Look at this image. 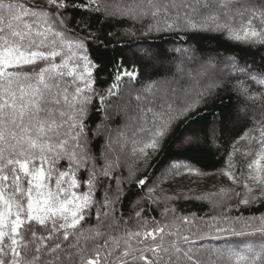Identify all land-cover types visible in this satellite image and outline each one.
<instances>
[{
    "label": "snow or ice",
    "instance_id": "1",
    "mask_svg": "<svg viewBox=\"0 0 264 264\" xmlns=\"http://www.w3.org/2000/svg\"><path fill=\"white\" fill-rule=\"evenodd\" d=\"M215 35L264 53V0H0V264H264V211L245 215L264 208V118L247 111L264 115V54L198 57ZM190 64L200 79L180 102ZM221 91L245 105L229 157L247 163L229 160L232 187L164 194L166 176L199 173L172 162L152 175L154 157ZM180 139L198 144L199 130Z\"/></svg>",
    "mask_w": 264,
    "mask_h": 264
},
{
    "label": "trees",
    "instance_id": "2",
    "mask_svg": "<svg viewBox=\"0 0 264 264\" xmlns=\"http://www.w3.org/2000/svg\"><path fill=\"white\" fill-rule=\"evenodd\" d=\"M157 43L167 48L171 46L188 47L191 42L182 44V42L174 41L172 37L166 36ZM114 47L119 48L121 45H114ZM132 47L135 46L131 43L125 46V63L128 65H131L134 59L133 55H129L127 52ZM200 48L202 51L198 52L197 55L203 58L216 57L217 55L221 57L239 56L247 60L248 63H252L253 60L259 63L260 55L264 54L259 53L257 47L231 42L219 35L201 41ZM177 59L178 55L176 54L175 60L177 61ZM168 67V61H165L164 67L155 65L145 70L141 66V73L142 76L152 75L153 78L158 79L159 74L167 73ZM110 71L111 68H109ZM126 92L129 98L132 97V90ZM244 108L245 105L235 94L221 91L215 98L214 103L210 102L204 110L176 126L174 133L165 144L163 150L154 157L149 173L159 176L170 163L179 162L197 169L199 174H189L184 171L175 177L166 176L165 182L161 185L164 194L171 195L179 192L197 196L219 191L221 187H232L227 178L223 176L229 160L231 159V162L235 165L232 170L239 172L248 159L242 157L239 153H236L231 158L229 157V153L234 152L233 144L242 134L243 120L242 118L239 119L238 115ZM259 112L258 109H253V115L256 118H264V115H260L261 112ZM116 122H121L120 117L116 118ZM193 129L199 130V143L190 147H182L180 138L183 133ZM241 143L243 144V142ZM237 147H240V145H237ZM131 163L133 166H139L136 165L134 160ZM135 198H137L136 191L133 190L129 200ZM179 206L183 207L185 212H196L200 217H207L213 211L208 203L201 204L196 201L181 200ZM260 211H264V208L259 209V211L256 208L246 210L245 215H249L252 212H256L258 215ZM151 215L158 217L157 212H153ZM206 243L215 244L217 242L206 241ZM220 243L223 242L221 241Z\"/></svg>",
    "mask_w": 264,
    "mask_h": 264
},
{
    "label": "rangeland",
    "instance_id": "3",
    "mask_svg": "<svg viewBox=\"0 0 264 264\" xmlns=\"http://www.w3.org/2000/svg\"><path fill=\"white\" fill-rule=\"evenodd\" d=\"M178 47V46H177ZM184 47V46H183ZM168 49H172V48H174L173 46H171V47H167ZM136 49H135V47H132V48H130L127 52H128V54L129 55H133V52L135 51ZM177 55H178V59H177V61L179 60V58H180V54L179 53H177ZM198 57H200V56H198ZM201 58H203V57H201ZM204 58H207V57H204ZM214 58V57H213ZM188 70H189V72H191L192 73V76H193V79H187L185 82H184V89H185V91H188L189 93H190V95H188V96H185L183 93H181L180 94V97H179V101L180 102H184L185 100H190L191 98H192V95H194V92L192 91V85L195 83V80L196 79H200L199 77H196L195 76V73H196V71L198 70V68H197V66L196 65H189V67H188ZM225 71H226V69H225ZM129 101H132L133 103H134V100L132 99V97H128V95H127V92L124 94V97H123V101H122V103H128ZM245 109V108H244ZM247 111L248 112H250V113H252L253 114V109H252V107H248V109H247ZM260 113V112H259ZM244 115H245V111L244 110H241L240 112H239V119H241V118H243L244 117ZM260 115H261V113H260Z\"/></svg>",
    "mask_w": 264,
    "mask_h": 264
}]
</instances>
